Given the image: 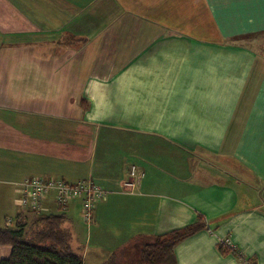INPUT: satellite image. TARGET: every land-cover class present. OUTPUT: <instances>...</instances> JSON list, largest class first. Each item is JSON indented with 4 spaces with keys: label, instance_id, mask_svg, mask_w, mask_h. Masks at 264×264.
<instances>
[{
    "label": "crops",
    "instance_id": "1",
    "mask_svg": "<svg viewBox=\"0 0 264 264\" xmlns=\"http://www.w3.org/2000/svg\"><path fill=\"white\" fill-rule=\"evenodd\" d=\"M32 177L106 191L42 205L83 264L198 218L176 264H264V0H0V229Z\"/></svg>",
    "mask_w": 264,
    "mask_h": 264
},
{
    "label": "trees",
    "instance_id": "2",
    "mask_svg": "<svg viewBox=\"0 0 264 264\" xmlns=\"http://www.w3.org/2000/svg\"><path fill=\"white\" fill-rule=\"evenodd\" d=\"M30 213L35 215V229L32 227L30 233H26L21 215H17L13 227L0 229V245L11 247L10 256L0 264H83L82 257L70 248L69 234L62 229L63 215ZM203 228L204 222L198 218L182 229L120 250L104 264H176L174 246Z\"/></svg>",
    "mask_w": 264,
    "mask_h": 264
},
{
    "label": "built area",
    "instance_id": "3",
    "mask_svg": "<svg viewBox=\"0 0 264 264\" xmlns=\"http://www.w3.org/2000/svg\"><path fill=\"white\" fill-rule=\"evenodd\" d=\"M137 178L138 171L136 167L131 166L123 183L124 188L126 190L133 188L134 180ZM18 193L19 208L35 214L44 213L42 205L49 196H53L55 203L62 211L72 201L78 199L81 202L83 220L90 224L95 207L104 198L106 191L86 180L78 183H68L58 179L32 177L18 184ZM13 221V219H7L6 225L10 226Z\"/></svg>",
    "mask_w": 264,
    "mask_h": 264
}]
</instances>
